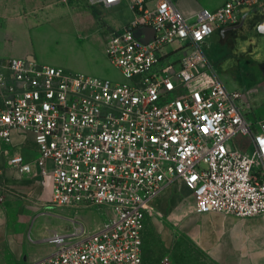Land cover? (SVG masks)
I'll return each mask as SVG.
<instances>
[{
    "label": "built area",
    "instance_id": "obj_1",
    "mask_svg": "<svg viewBox=\"0 0 264 264\" xmlns=\"http://www.w3.org/2000/svg\"><path fill=\"white\" fill-rule=\"evenodd\" d=\"M122 1L134 19L103 29L125 82L0 57V143L29 135L38 152L26 161L7 150V166L39 177L50 210L105 214L96 231L67 217L70 228L47 239L55 251L32 264H144L145 221L172 184L197 213L264 215V117L250 118L247 95L226 87L202 49L264 0H225L194 21L173 0H89L107 9Z\"/></svg>",
    "mask_w": 264,
    "mask_h": 264
},
{
    "label": "crops",
    "instance_id": "obj_2",
    "mask_svg": "<svg viewBox=\"0 0 264 264\" xmlns=\"http://www.w3.org/2000/svg\"><path fill=\"white\" fill-rule=\"evenodd\" d=\"M173 1L180 13L189 21H194L195 14L199 11L205 9L214 11L225 2V0ZM119 6L110 9L118 10ZM99 7L91 4L89 0H0V57L25 58L70 72L125 82L126 79L122 74L107 60L105 54L107 33L98 25ZM129 14V19L116 25L123 26L132 21L134 13L129 10ZM240 16L238 25L231 28L222 26L214 30L207 40L211 45L210 53L205 54L218 77L230 90L236 89L232 82L233 77L226 73L228 66L238 62V59L254 58L264 54L262 51L264 5L254 4L250 8L243 9ZM102 18L111 24L107 18ZM216 45L220 48L213 52L212 48ZM244 94L247 95L254 114L256 115L257 112L259 117H264V101H258L247 93ZM15 136L19 140L17 142L12 140L8 148L9 152L21 154L26 161L36 159L38 152L31 136L13 134L12 137ZM24 145H29V155L22 153L21 148ZM172 185L165 187L153 200L155 209L160 211L165 209V201L170 194L167 191H170ZM50 209L48 195L43 191L39 177L20 175L7 166L5 157L3 168H0V264H32L55 251V247L47 239L52 232L68 230L70 222L66 220L67 215ZM210 215L205 217L204 223L231 217L214 216L220 214ZM43 216L63 219L69 226L60 228L55 226V223L54 225L37 223ZM192 226L187 221L186 228ZM196 229L194 233L196 238L202 237L215 248L211 255L224 258L240 256L242 259H239L238 264H264L261 255H252L250 258L245 254L238 255L211 239L198 227Z\"/></svg>",
    "mask_w": 264,
    "mask_h": 264
},
{
    "label": "rangeland",
    "instance_id": "obj_3",
    "mask_svg": "<svg viewBox=\"0 0 264 264\" xmlns=\"http://www.w3.org/2000/svg\"><path fill=\"white\" fill-rule=\"evenodd\" d=\"M100 13L97 15L98 25L103 30V24L117 29L123 26L125 20L130 18L128 4L122 1L118 10L99 7ZM105 17L111 23L102 20ZM102 18V19H101ZM239 16L231 24L226 25L231 28L240 22ZM216 45L212 48L215 52L219 50ZM203 52L209 54L211 45L206 42L202 45ZM217 49V50H216ZM264 51V49H262ZM248 59V60H246ZM238 62L231 63L226 72L233 77L235 89L242 93H247L253 99L264 101V54L254 58L238 59ZM75 73V72H74ZM95 77V76H94ZM254 113L250 118H253ZM257 115V116H256ZM255 117H259L256 112ZM11 140L17 142L15 136ZM29 145H24L21 149L24 155H29ZM9 145L0 144V168L4 165V153ZM169 197L165 201V209L158 210L157 216L150 218L145 224L143 258L145 264H238L239 257L213 256L210 253L215 249L211 243L203 240L202 237L196 238L195 231L198 227L204 231L211 239L229 248L233 253L245 254L249 258L252 255H261L264 258V215L254 219H235L229 217L224 220H216L211 223H204L203 220L210 214H201L195 211V204L190 192L181 184H173L170 189ZM68 217H76L86 231H96L101 227V222L105 217L103 208L74 210L52 209ZM44 211V209H42ZM62 216V215H61ZM189 216V217H188ZM211 216V215H210ZM224 217L222 215H214ZM193 225L186 228L187 221ZM58 219V220H57ZM52 224L60 228L69 226L68 222L48 216L41 217L37 223Z\"/></svg>",
    "mask_w": 264,
    "mask_h": 264
},
{
    "label": "water",
    "instance_id": "obj_4",
    "mask_svg": "<svg viewBox=\"0 0 264 264\" xmlns=\"http://www.w3.org/2000/svg\"><path fill=\"white\" fill-rule=\"evenodd\" d=\"M262 31L264 32V24L262 25Z\"/></svg>",
    "mask_w": 264,
    "mask_h": 264
},
{
    "label": "flooded vegetation",
    "instance_id": "obj_5",
    "mask_svg": "<svg viewBox=\"0 0 264 264\" xmlns=\"http://www.w3.org/2000/svg\"><path fill=\"white\" fill-rule=\"evenodd\" d=\"M263 35V34H262Z\"/></svg>",
    "mask_w": 264,
    "mask_h": 264
}]
</instances>
